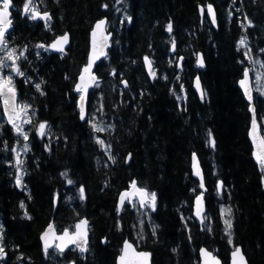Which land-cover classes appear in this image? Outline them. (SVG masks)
<instances>
[{"label": "trees", "instance_id": "trees-1", "mask_svg": "<svg viewBox=\"0 0 264 264\" xmlns=\"http://www.w3.org/2000/svg\"><path fill=\"white\" fill-rule=\"evenodd\" d=\"M39 1L51 15L47 23L24 13L28 0H12L7 41L17 56L23 53L18 96L33 116L23 130L27 140L0 122L1 264H116L126 239L150 251L153 264H199L201 246L229 264L238 245L250 264H264V171L252 156L249 103L238 85L248 67L241 40L264 63V0ZM201 7L215 8L216 23L207 13L201 17ZM104 17L113 39L88 99L102 129L96 131L89 117L80 121L74 87L87 63L90 31ZM67 33L68 54L50 52L49 44ZM199 53L205 71L197 67ZM198 76L203 98L193 86ZM255 107L263 127L264 98L256 94ZM41 123L47 135L39 134ZM196 160L207 188L202 225L193 217L203 193L192 173ZM133 182L156 196L143 223L130 202L119 210ZM228 209L230 230L222 211ZM84 217L91 223L86 254L42 245L40 234L51 222L62 232Z\"/></svg>", "mask_w": 264, "mask_h": 264}, {"label": "water", "instance_id": "water-1", "mask_svg": "<svg viewBox=\"0 0 264 264\" xmlns=\"http://www.w3.org/2000/svg\"><path fill=\"white\" fill-rule=\"evenodd\" d=\"M211 10H212V12L210 14L209 13V9L205 10L204 7H201L200 8V15L203 18L206 15V13H207V15L209 16L211 21L213 23H216V21H217L216 10H215L214 7H211ZM9 12H10L9 18L12 20L11 7L9 9ZM44 14H47V16H49L51 18V15H50L49 12L40 13V16H43ZM37 19H40V18L38 17ZM41 20L44 23H46L48 21V20H45V19H41ZM101 21H103L104 24H103L102 28L98 29L97 28V24H99ZM108 24H109V20H108L107 17L101 18V19L97 20L94 23V25H93V27H92V29L90 31L89 53H88V57H87V63L83 66L81 74L78 76L77 82H76L75 87H74V93L78 95L77 107L79 109V116H80V121L81 122H86L88 120V116H89L88 99H89V95H90V92L96 87V85L100 81V78H99L98 74L96 73L97 65L102 60H104V59H106L108 57L109 49L111 47V42H112V39H113V33L109 32ZM93 33H95V36L93 35ZM65 35L68 37V41H67L66 44L62 45L63 46V51L62 52L61 51H57L54 48H52V45L57 40H60L62 37H64ZM70 45H71V36H70V34L67 33V34H63V35H60V36L56 37L49 44V50L52 53L67 55L68 54V49L70 48ZM101 53H103V54H101ZM96 57H98V58H96ZM146 58H147L148 61L151 62L152 72L155 73V66H154V64L152 62V59L149 58V57H146ZM201 59L203 61V66H201L200 63H199V61ZM90 60L92 61L91 68L89 69V72H85L84 69L89 66ZM143 64H144L145 71H146L147 75L149 76V78L154 80L156 78V74L154 76L152 74H150L149 66H148V63H146V59L143 60ZM197 67L202 69V70H204V71L206 70V62H205L204 55L202 53H199L197 55ZM82 76L84 77L83 80H81ZM92 77H95V79L93 80ZM243 79H244V75L239 80L238 85H239V88L241 89L246 101L249 103V111H250V114H251V122H250L248 136H249V139H250V141L252 143V147H253L252 156H253L254 161L259 166H262V164L260 163V159H258V157L261 156V149L264 148V145H260V143H259L260 140H264V135L262 133V129H261L260 123H259L258 118H257L256 107H255L254 88H253L252 78H251L250 72H249V88H250V91H251V97H252L251 100L249 99L248 95L246 94L245 89L241 86L240 82ZM197 81H199V88H197ZM78 85L80 86V89H81L80 91L77 90V86ZM122 86L124 88H127L128 87L127 81H124L122 83ZM193 86H194V90L196 91L198 96L200 98H203L205 96L206 92H205V89L203 87V84H202L201 79H200L199 76L195 78ZM81 97H83V100L81 99ZM16 102H17V105H19L17 92H16ZM81 105H83L84 110H85V115H84L83 119H81ZM2 108H3V114H4V117H5L6 121H7V124L10 127H13L12 124L8 121V116L5 114V109H4L3 102H2ZM253 119H255V121H256V141L255 142H254L253 135H251V133L253 132ZM262 167L264 168V166H262ZM197 168H198L199 173H200L199 175L196 174ZM192 173H193V176L199 181L200 186H201V184H203V187H201L203 193L196 197V199L194 200V204H193V217L196 220H198L200 222V224L202 225V224H204L205 215H206V212H207V206H206L207 188H206V183H205V181H206L205 180V175H204V172H203L198 160H196L195 163L192 166ZM220 187H221V184H220ZM121 196H120V199H119V210H120V212L123 211V209H124V207H125L127 202H131V201L134 200V198L137 197L136 195H133L131 197H126L124 199L123 204H121ZM198 197L201 199V206H202V212H201V214L199 216L196 215V212H197V198ZM82 221H87L86 237L85 238H77V242L76 243H71L68 237H64V239H60V237L64 236V232L65 231H68V233L70 235L74 234L77 231L76 225L80 224ZM50 226H51V231L49 230ZM81 231L83 232V231H85V229L82 228ZM46 232L48 233L47 237L42 239V237H44V234ZM90 236H91V223H90V220L88 218L84 217V218H82L81 220H79L75 224V228H74L73 231H71L69 229H66V230H64L62 232H58L56 227H55V224L53 222H51L43 230V232L40 234V241H41V243H42V245L44 247H46V243H47L48 245H50L47 248H50V249L51 248H56L61 253H64L65 251H67L70 248H76L77 251H79V252H81L83 254H86L88 252V249H89ZM125 242H127L128 244H130L132 246V248L128 250L127 256H126V261L128 262V264H144L143 260L136 255L137 253H148L149 254V258H148L147 264H153L152 253L150 251H148V250L139 249L137 247V245L134 242H132L130 239H126L123 242L121 253L116 258V264H121L120 258H121L122 255H125ZM61 248H63V251L60 250ZM81 248H84L86 250L81 251ZM237 248L240 249V253L244 257V264H250L246 254L244 253V250H243L242 246H240V245L236 246L233 249V251L231 252L229 264H233V253L236 251ZM202 250H205L206 252L210 253L211 256L214 257L215 260L219 262V264H224L222 259L218 255H216L212 250L208 249L206 246H201L199 248V251H198L199 264H206V261L208 259L207 257L202 255ZM237 261H239V257H237ZM71 264H74V263H71ZM209 264H210V262H209Z\"/></svg>", "mask_w": 264, "mask_h": 264}, {"label": "snow or ice", "instance_id": "snow-or-ice-1", "mask_svg": "<svg viewBox=\"0 0 264 264\" xmlns=\"http://www.w3.org/2000/svg\"><path fill=\"white\" fill-rule=\"evenodd\" d=\"M32 3V0H28L27 3L24 4V12L25 14H28L29 12H31L30 15V19H37L38 17L40 19H45V20H50L51 18L49 16H47V14H44L43 16H40L39 12L31 9L29 6ZM12 6V0H0V51H5L8 49V44H7V36L6 34L8 33L11 25H12V20L9 18L10 16V12L9 9ZM212 10L211 7H209V13L211 14ZM104 22L101 21L99 24H97V28L100 29L102 28ZM171 30V25H169V31ZM93 35L95 36V33H93ZM68 41V37L65 35L64 37H62L60 40H57L53 45L52 48H54L57 51H63V44H66ZM245 41L241 40L240 44L241 46L245 45ZM41 47H43V45H41ZM103 54V53H101ZM23 53L20 54V56H22ZM20 56H17L15 54V50H8L6 51V56L3 59H0V70H3L5 68H11V70L13 72H15L17 75H23V73L20 71L19 67L16 66V61L18 59H20ZM98 58V57H96ZM146 59V63H148L149 66V71L150 74H152L153 76L155 75L154 72H152L151 69V62ZM5 61H11V64L6 63ZM200 65L203 66V61L202 59L199 61ZM91 64L92 61L90 60L89 66L86 67L84 69L85 72H89V69L91 68ZM264 66V65H262ZM261 76L258 75L256 77L257 80V86L259 87V82L261 80ZM84 77H81V80H83ZM92 79L94 80L95 77H92ZM241 86L245 89L246 94L248 95L249 99L251 100V91L249 88V72L248 70H245L244 73V79L240 82ZM37 90H40V86L36 85ZM197 88H199V81H197ZM77 90L80 91V86H77ZM43 94V93H42ZM81 99L83 100V97H81ZM0 100H2L3 105H4V109H5V114L8 116V121L12 124V126L14 128L18 129V135H22L23 138L25 140L28 139V136L23 132V129L20 125H18L16 123L17 120L22 119L24 115H26L27 112V106H19L17 105L16 102V91H15V86L12 83V77L9 75L7 77L0 75ZM85 115V110L83 105H81V119L84 118ZM30 121L27 119H24V123H29ZM46 124L41 123L39 125V134L41 136L45 135V129H46ZM94 129L96 131H102V129L97 128L95 125H93ZM251 135H253L254 138V142L256 141V121L255 119H253V132L251 133ZM98 143H103L102 141H97ZM214 143V142H213ZM260 145H264V140H260ZM28 147L27 145L24 146V151H27ZM258 159H260V163L262 164V166H264V148L261 149V156L258 157ZM22 161H20L19 159H17V164H21ZM197 175H199V170L197 168ZM22 180V177H17V183L19 184ZM69 183H71V181H69ZM201 187H203V184H201ZM132 189L134 190L132 193H124L121 196V204H123L124 199L126 197H131L133 195L139 196V202L140 205L143 207L145 204H147L148 206L152 207L153 209L155 208V193H147L145 190L140 189L136 186L135 182L132 183ZM81 196L83 198V189H81ZM23 206V205H22ZM223 212H226L228 215L231 214V210H222ZM202 212V206H201V199L198 197L197 198V212L196 215L199 216ZM225 224L228 230L231 229L232 224L230 220H225ZM86 226H87V221H82L80 224L76 225V229L77 231L70 235L68 233V231L64 232V236L60 237V239H64V237H68L71 243H76L77 242V238H85L86 237ZM83 229H85V231H81ZM51 231V226L50 229ZM48 233L46 232L44 234V237H47ZM231 243V241H229ZM50 245H48L46 243V248L49 247ZM132 246L130 244H128L127 242H125V255H122L120 260H121V264H128V262L126 261V256H127V252L129 249H131ZM61 251H63V248L60 249ZM86 249L81 248V251H84ZM3 254V249L0 248V255ZM139 258H141L144 262V264H147L148 258H149V254L148 253H137L136 254ZM202 255L207 257V261L206 264H219L218 261L215 260L214 257L211 256L210 253L206 252L205 250H202ZM237 257H239V261H237ZM233 264H244V257L243 255L240 253V249H236V251L233 253Z\"/></svg>", "mask_w": 264, "mask_h": 264}, {"label": "rangeland", "instance_id": "rangeland-1", "mask_svg": "<svg viewBox=\"0 0 264 264\" xmlns=\"http://www.w3.org/2000/svg\"><path fill=\"white\" fill-rule=\"evenodd\" d=\"M39 2H40L39 0H35V2L32 1V3L30 4L29 7L31 9H34V10L38 11L39 13H41V9H40L41 7L38 4ZM23 10H24V8H23ZM11 11H12V6H11ZM42 13H44V12H42ZM28 15L30 16L31 15V12H29ZM109 27L110 26L108 25V29H109ZM7 44H8V49L5 50V51H0V59H3L6 56V51H8V50H15V53L17 52L14 47L10 46V44L8 43V41H7ZM244 48L247 50V52H246L245 55L247 57V62H248V67L246 66L245 69H248L251 72L252 84H253V88H254V91H255L256 96L257 97L264 98V66H262V65H264V63H263V61L260 58H255L254 56L253 57L250 56V51L252 50V46H251L250 42L246 43V45H244ZM17 61L19 62V59ZM17 61H16V66L17 67H20L19 64L17 63ZM5 62L8 63V64H10V61H5ZM3 70H0V75H3L5 77H7V76L10 75L12 77V83H13V85L15 86V88L18 91V88L16 87V85H17L16 84V80H17L16 79L17 78L16 75L17 74L15 72H13V74L10 73V74L6 75ZM258 75H260L262 77L261 80H260V82H259V87L257 86V80H256V77ZM19 77H22V76L19 75ZM0 105H2V100H0ZM19 106H27L26 115H24L22 119H20V120L17 121V124L20 125L22 127V129L24 130L26 128V125L30 123V122L29 123H24V119H27L29 121L32 119V116H33L32 112H31L32 108L28 104H25V103H23L21 101H20V105ZM1 113H2V116L0 115V122H2V121L5 122V118H4V115H3V111ZM88 117L92 121V124L95 125L96 127H98V124L96 122L97 120H94L92 118V116L90 117V115ZM262 128H263V131H264V126ZM13 129H15L16 132H18V129L17 128H13ZM24 133L26 134V131ZM45 135H47V133ZM263 135H264V132H263ZM26 145L28 147V144H26ZM146 192L149 193L148 191H146ZM149 194H151V193H149ZM139 199H140L139 196H137L136 198H134V200L130 204H131V209H134L135 210V213H137L139 215V217H140V223H143L144 220H145V218L147 220H150L151 219V212L155 208L153 209L152 207L148 206L147 204H145L142 207L140 205ZM155 206H156V199H155ZM224 215H225V219L226 220H230V218L227 216L226 212H225ZM137 228L141 230V226H138ZM71 231H73V229ZM139 242H140V240H139ZM0 248L3 249V254L0 255V264H1V262L3 263V258H4V254H5V251H4L5 250V245H4V241H3L2 229H0ZM46 249H49V248H46Z\"/></svg>", "mask_w": 264, "mask_h": 264}, {"label": "flooded vegetation", "instance_id": "flooded-vegetation-1", "mask_svg": "<svg viewBox=\"0 0 264 264\" xmlns=\"http://www.w3.org/2000/svg\"><path fill=\"white\" fill-rule=\"evenodd\" d=\"M15 54H16V53H15ZM10 64H11V61H10ZM19 68H20V71L22 72L21 67H19ZM3 71H4V73H5L6 75H8V74H10V73L13 74V71L11 70V68H8V69L6 68V69H4ZM16 77H17V78H16V79H17V80H16V84H18L17 81H18V77H19V75H16ZM16 87L18 88L17 85H16ZM15 89H16V88H15ZM16 90H17V89H16Z\"/></svg>", "mask_w": 264, "mask_h": 264}, {"label": "bare ground", "instance_id": "bare-ground-1", "mask_svg": "<svg viewBox=\"0 0 264 264\" xmlns=\"http://www.w3.org/2000/svg\"><path fill=\"white\" fill-rule=\"evenodd\" d=\"M20 148H22L21 146H20ZM24 150V149H23ZM24 152V151H23ZM206 217V216H205ZM76 250V249H75ZM80 253V252H79Z\"/></svg>", "mask_w": 264, "mask_h": 264}]
</instances>
